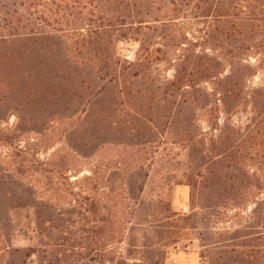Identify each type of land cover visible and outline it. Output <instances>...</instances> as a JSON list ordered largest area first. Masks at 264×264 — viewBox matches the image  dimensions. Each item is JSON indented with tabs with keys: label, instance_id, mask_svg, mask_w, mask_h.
Segmentation results:
<instances>
[{
	"label": "rangeland",
	"instance_id": "1",
	"mask_svg": "<svg viewBox=\"0 0 264 264\" xmlns=\"http://www.w3.org/2000/svg\"><path fill=\"white\" fill-rule=\"evenodd\" d=\"M188 1L114 36L131 97L0 64V264H264V0Z\"/></svg>",
	"mask_w": 264,
	"mask_h": 264
},
{
	"label": "trees",
	"instance_id": "2",
	"mask_svg": "<svg viewBox=\"0 0 264 264\" xmlns=\"http://www.w3.org/2000/svg\"><path fill=\"white\" fill-rule=\"evenodd\" d=\"M163 1L167 0H0V64L26 65L37 71L45 68L51 54L55 64L79 77L83 72L94 74L85 82L105 81L118 94L131 97L134 92L125 90L143 78L153 53L130 63L116 56L113 38L156 30L150 19L156 4ZM169 2L182 7L189 1ZM89 7L102 11L96 14ZM81 25L88 26L86 33L84 27H77ZM239 96L232 86L223 93L224 100Z\"/></svg>",
	"mask_w": 264,
	"mask_h": 264
},
{
	"label": "built area",
	"instance_id": "3",
	"mask_svg": "<svg viewBox=\"0 0 264 264\" xmlns=\"http://www.w3.org/2000/svg\"><path fill=\"white\" fill-rule=\"evenodd\" d=\"M185 209L187 210V207H185Z\"/></svg>",
	"mask_w": 264,
	"mask_h": 264
}]
</instances>
